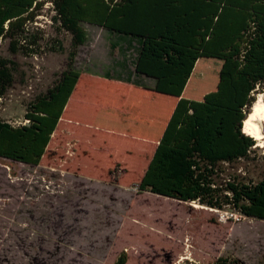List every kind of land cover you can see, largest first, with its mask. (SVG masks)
I'll return each mask as SVG.
<instances>
[{
    "label": "trees",
    "instance_id": "1",
    "mask_svg": "<svg viewBox=\"0 0 264 264\" xmlns=\"http://www.w3.org/2000/svg\"><path fill=\"white\" fill-rule=\"evenodd\" d=\"M47 2L58 29L71 35L67 68L28 102L26 123L0 117V157L38 164L58 145L70 171L93 177L79 158L124 144L128 156H137L138 177L126 179L131 166L117 161L97 179L119 167L120 185L264 220V175L254 181L225 174V164L255 152L242 125L254 93L264 89V0H0V41L8 38L13 52L21 39L35 44L26 25ZM82 22L135 43L134 72L153 84L76 70V49L87 37ZM13 66L0 54V97ZM84 130L101 136L90 134V142L80 137ZM125 263L121 251L114 264ZM215 264L232 263L219 257Z\"/></svg>",
    "mask_w": 264,
    "mask_h": 264
},
{
    "label": "rangeland",
    "instance_id": "2",
    "mask_svg": "<svg viewBox=\"0 0 264 264\" xmlns=\"http://www.w3.org/2000/svg\"><path fill=\"white\" fill-rule=\"evenodd\" d=\"M52 15L47 2L27 23L36 43L21 39L20 44L32 49L21 45L13 52L8 38L0 41V54L14 62L12 84L0 97V117L12 125L27 122L28 102L45 93L67 68L71 35L58 29ZM81 24L87 37L76 49V70L153 84L134 72L135 43L100 25ZM254 95L264 98V89ZM95 132L90 134L99 139ZM90 134L84 130L80 137L91 142ZM92 141L96 147L98 140ZM57 146L38 164L0 157V264H114L121 251L126 253L125 264H215L219 257L232 264H264V220L140 192L133 183L120 185L119 167L106 179H97L117 161L131 166L126 179L138 177L137 156H128L124 144L89 149L79 158L93 177L70 171ZM225 168V174L259 180L264 175V147L256 145L249 160ZM138 218L163 232L134 223ZM187 240L191 247L184 244ZM128 245L138 251L130 252Z\"/></svg>",
    "mask_w": 264,
    "mask_h": 264
},
{
    "label": "bare ground",
    "instance_id": "3",
    "mask_svg": "<svg viewBox=\"0 0 264 264\" xmlns=\"http://www.w3.org/2000/svg\"><path fill=\"white\" fill-rule=\"evenodd\" d=\"M242 127L245 133L255 139L256 145L264 147V98L261 95L252 104Z\"/></svg>",
    "mask_w": 264,
    "mask_h": 264
},
{
    "label": "crops",
    "instance_id": "4",
    "mask_svg": "<svg viewBox=\"0 0 264 264\" xmlns=\"http://www.w3.org/2000/svg\"><path fill=\"white\" fill-rule=\"evenodd\" d=\"M127 211V210H126ZM131 212V211H130ZM130 214H133V213H130ZM130 216H132V215H130ZM124 217V216H123ZM123 217H122V219H123ZM126 220H128V219H126ZM142 220V221H141ZM122 222H123V220H121ZM134 223H136V224H138V225H140V226H143V227H148L149 229H151V230H153V231H155V232H158L156 229H154L153 227H151L152 225H150V223H147L144 219H140L139 220V218H138V220L136 219V221H133ZM142 222H145V224H142ZM124 223V222H123ZM121 225H122V223H121ZM119 226V228H118V230L122 227V226ZM161 232H163V230L161 229L160 230ZM161 232H158L159 234L161 233ZM127 245V244H126ZM129 247H130V252L131 251H133V250H136V251H138V248L137 247H135V246H130V245H128ZM123 248H121L118 252H120L121 250H122ZM125 249V248H124ZM127 251H128V253H129V249H127ZM117 252V253H118ZM175 264V263H174Z\"/></svg>",
    "mask_w": 264,
    "mask_h": 264
}]
</instances>
